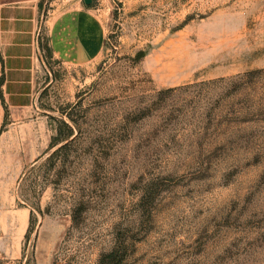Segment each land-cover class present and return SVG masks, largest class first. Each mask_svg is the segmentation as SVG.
Here are the masks:
<instances>
[{"label": "rangeland", "instance_id": "374dc122", "mask_svg": "<svg viewBox=\"0 0 264 264\" xmlns=\"http://www.w3.org/2000/svg\"><path fill=\"white\" fill-rule=\"evenodd\" d=\"M79 3L0 129V264H264V0Z\"/></svg>", "mask_w": 264, "mask_h": 264}, {"label": "crops", "instance_id": "0c3cea01", "mask_svg": "<svg viewBox=\"0 0 264 264\" xmlns=\"http://www.w3.org/2000/svg\"><path fill=\"white\" fill-rule=\"evenodd\" d=\"M79 1L50 9L47 0H0V129L7 110L32 107L45 50L68 62L90 57L95 23Z\"/></svg>", "mask_w": 264, "mask_h": 264}, {"label": "water", "instance_id": "95a60500", "mask_svg": "<svg viewBox=\"0 0 264 264\" xmlns=\"http://www.w3.org/2000/svg\"><path fill=\"white\" fill-rule=\"evenodd\" d=\"M86 3H89L91 0H84Z\"/></svg>", "mask_w": 264, "mask_h": 264}]
</instances>
